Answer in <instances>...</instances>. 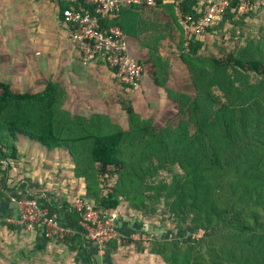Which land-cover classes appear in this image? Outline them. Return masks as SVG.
<instances>
[{
    "label": "trees",
    "instance_id": "16d2710c",
    "mask_svg": "<svg viewBox=\"0 0 264 264\" xmlns=\"http://www.w3.org/2000/svg\"><path fill=\"white\" fill-rule=\"evenodd\" d=\"M56 1L62 21L67 8L91 10L83 0ZM175 1L122 6L105 23L122 30L129 50L135 44L145 50L146 56L133 50L131 57L158 93L161 108L169 110L167 118L155 121L122 103L123 127L107 114L83 117L64 109L66 90L52 78L34 93L0 82V166L10 169L17 137H23L66 153L74 182L84 187L82 197L101 218L118 214L174 232L183 226L203 232L189 243L116 235L101 246L114 257L146 254L157 264H264V17L254 12L264 0H247V11L238 16V0H229L220 30L214 26L187 37ZM212 2L182 0L179 10L195 23ZM150 8L160 11L158 19L147 17ZM256 17L260 23L248 30ZM214 32L219 39L212 52L205 35ZM177 63L187 77L185 90L167 86L181 81L179 70L171 71ZM5 191L4 180L0 201ZM62 205L67 223L80 232L74 251L82 250L92 241L78 226L81 213L71 211L67 201ZM46 207L50 215L58 210Z\"/></svg>",
    "mask_w": 264,
    "mask_h": 264
},
{
    "label": "rangeland",
    "instance_id": "374dc122",
    "mask_svg": "<svg viewBox=\"0 0 264 264\" xmlns=\"http://www.w3.org/2000/svg\"><path fill=\"white\" fill-rule=\"evenodd\" d=\"M4 2L6 1L3 0L0 3V26L3 30L0 33L5 35L4 38L8 39L10 44H13L14 53L19 55V59L21 60V62H17L19 64L25 62V64H22L23 66H20H26L27 70L25 71L28 72V75L25 74V76L17 78L11 72V70L16 69V66L15 68H0V82L9 83L14 91L39 92L47 82V76L45 79L31 77L30 75H33L30 71L32 69L30 66L31 63L26 61V58L31 57L38 61L46 60L50 55L49 49L45 48L43 44L31 42L28 38L27 41L23 36L17 37V33L26 36L28 30L31 28L33 16L26 8V5L20 6L19 8L21 9L18 11H11L9 7H6ZM257 2L259 0H256ZM148 12L150 15H146L147 17L149 16L148 18L151 21L158 19L160 16L158 9L150 8ZM254 12L258 16L264 17V2H262V7L260 8L255 5ZM259 23L260 20L256 17L247 29L250 30V27L258 25ZM14 26L17 27L16 31H12ZM222 27L221 24L217 25L218 30ZM12 33H15L17 41L13 39ZM214 33L205 35V37L209 36L207 40L212 52L217 51L213 47V43L219 39V34ZM222 33H224L223 40H225L228 34L225 31H222ZM39 37L40 34H38ZM58 48L60 47L56 46L52 50L53 53L56 51L55 64L63 67V69L67 68L66 61L61 62L60 59V61L58 60L60 57L63 58V54L65 55ZM133 50V48H130V56ZM36 51L42 55L36 56ZM69 52L71 53L70 49ZM136 52L139 56H146L144 50L138 48V44ZM74 61L71 62L70 69L76 64H80L84 70L83 79L81 77L78 79H76L77 77L75 79L73 78V82L70 84L68 82L70 80L69 78L63 82L57 80L55 76L52 78L53 80L59 81L66 90L64 109L83 117H89L94 113L107 114L114 124H120L123 127H126L127 121L126 115L121 107L122 103L132 104L133 108L137 112H140L141 115L154 118L155 121L167 118L169 110L166 113L165 109L161 108L162 105H159L158 93L152 90L151 85H149L150 81L146 75L141 77L143 84H137L140 86H135L136 84L132 85L135 86V89H132L131 86H125L120 83L102 62L94 61L85 66L82 64L81 59ZM178 70L179 73L176 75L181 81L172 79L167 86L176 88L177 90H185L187 89V81L184 82L186 75L180 70L179 63L174 64L171 68L172 72ZM15 146L18 149L17 159L9 161L10 169H5L4 165L0 166V187L4 180L6 182L4 198L0 201V264H11L15 261L18 264L19 260L15 259L19 254L18 252L22 249L24 250V248L29 249L33 240H35V238L27 236V233L30 232L20 224L21 214L26 206V201L29 199L35 200L40 207L47 210L48 208L46 206L57 208L58 210L55 213L58 219L66 217V210L62 208L63 202L67 201L71 206L76 200L87 201V199L82 197L84 194L83 185L74 182L75 180L69 169L72 164L64 151L54 150L50 152L37 143L31 142L23 137H17ZM87 204L90 205L89 202ZM109 219L107 220L108 225L96 228V231L100 232L97 238L105 240L110 235L113 237L122 235L135 240H147L159 235L164 239L189 243L203 234L202 231L192 230L186 226L181 227L178 232H174L164 228H157L156 224H149L136 219L129 220L125 216L118 214H113ZM71 233L63 234L62 238L59 239V247L64 248V245H62L66 242L64 239L72 237ZM78 234L80 235V232ZM91 244L92 248H94V245L98 246L99 243L92 241ZM85 245L90 246L89 243ZM84 250L91 261L94 262V252L92 254L89 247ZM134 258L135 260L137 259V263L133 259L132 264H157L150 255L146 256V254H141L138 258L136 256ZM28 259L30 258H23L20 264H45L49 261L48 258L42 257L37 253L34 254L32 260Z\"/></svg>",
    "mask_w": 264,
    "mask_h": 264
},
{
    "label": "built area",
    "instance_id": "2783aa9c",
    "mask_svg": "<svg viewBox=\"0 0 264 264\" xmlns=\"http://www.w3.org/2000/svg\"><path fill=\"white\" fill-rule=\"evenodd\" d=\"M182 0L174 2V10L179 24L184 30L185 36L202 35L206 29L222 23L223 16L229 5V0H218L206 4L202 15L195 23H189L190 18L180 13L179 4ZM85 6L91 10H75L67 8L63 10V22L68 27L71 40L77 49L81 62L85 66L91 62H102L123 85H135L142 77L143 69L130 56L127 38L118 26L105 27L114 13L119 12L122 6L145 5L154 6V0H83ZM248 9L247 0H238L237 16ZM21 214L20 224L29 232L40 230L46 239L53 242L59 241L63 234L70 229L62 228L58 224L56 213L49 214L48 210L40 207L35 200L26 201ZM73 212L81 213L79 228L87 233L88 239L98 242L102 249L105 240L99 237L100 232L96 228L108 225L109 218H101L100 215L82 200H76L70 207ZM112 217V216H111ZM200 231V230H199ZM203 233V232H202ZM97 240L95 241V239Z\"/></svg>",
    "mask_w": 264,
    "mask_h": 264
},
{
    "label": "crops",
    "instance_id": "0c3cea01",
    "mask_svg": "<svg viewBox=\"0 0 264 264\" xmlns=\"http://www.w3.org/2000/svg\"><path fill=\"white\" fill-rule=\"evenodd\" d=\"M2 1L3 0H0V3ZM4 1H6L4 2L6 7H9L11 11H18L19 9H21L19 8L20 6L26 5V8L33 16L31 20L32 22L31 28L28 30L26 36L17 33V37L23 36L26 39L28 38L31 42L43 44L45 48L49 49L50 55L46 60L38 61L31 57L26 58V61H29V63H31L30 66L32 67V69L30 71L33 74L30 75L31 77H38L45 79V77L47 76L46 80H48L55 76L57 80H60V82L67 81L65 79L69 78L70 80L68 82L70 84L73 82L72 81L73 78L75 79L77 77L76 79H78L81 77L83 79L84 70L80 64H76L72 69H70L72 65L71 64L72 61L74 60L77 61V59L80 60L79 53L71 40V35L68 27L64 24L62 20L59 19L58 2L56 0H4ZM14 27L12 28V31H16L17 27L15 28ZM0 31H3L1 26H0ZM38 34H40L39 38H38ZM11 35H13V39L17 41L16 40L17 38L15 37V33H12ZM4 36L5 35L0 33V68H15L16 66V69L11 70V72H13L12 74H15L17 78H20V76L21 77L25 76V74L28 75V72L25 71L27 70L26 66L22 67L23 66L22 64H25V62H23L22 64H19L17 62V61L21 62V60L19 59L20 57L19 55H16L14 53L13 44H10L8 42V39H5ZM56 46L60 47L58 48V50H60L61 53H65V55L64 54L62 55L63 58L57 57L58 60L60 59L61 62L66 61L65 64L69 68L67 67L63 69V67L55 64L56 51H54L53 53L52 50ZM69 49L71 50V53L69 52ZM133 49L136 51L137 44L133 46ZM144 53H146L145 50ZM35 55L41 56L42 54L36 51ZM78 94L80 93L78 92ZM58 224L62 228L70 229L68 233L72 232L71 233L72 237L67 239V241L64 242V244H62L64 245V248L59 247L58 245L60 243L59 241L53 242L51 240H48L44 237L43 232H41L40 230H35L33 232L27 233V236H29L30 238L33 237L35 238V240H33L29 249L24 248V250L22 249L18 252L19 253L17 255L18 258L17 257L15 258L16 260H19L18 264H20V261L23 258H30L28 260H32V257L36 253L42 257H46L49 259V261L45 264H132L133 259L135 260L134 258L135 256L128 259L123 258L122 256L114 257L108 251L102 250L99 246L94 245V248H92L91 246L92 244H89L90 246L85 245L84 246L85 248L87 247L90 248L92 254L94 252V262H95L94 263L88 257V254L84 250L85 248L82 250L74 251V246L79 242L80 235L78 234L77 229H74L72 225L67 223L66 217L59 218ZM136 258H138V256H136ZM136 261L137 259L135 260V262ZM11 264H16V261L12 262Z\"/></svg>",
    "mask_w": 264,
    "mask_h": 264
}]
</instances>
